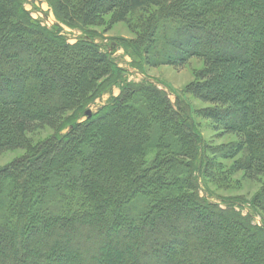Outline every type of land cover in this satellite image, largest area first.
Segmentation results:
<instances>
[{
  "label": "trees",
  "instance_id": "obj_1",
  "mask_svg": "<svg viewBox=\"0 0 264 264\" xmlns=\"http://www.w3.org/2000/svg\"><path fill=\"white\" fill-rule=\"evenodd\" d=\"M46 1L75 43L0 0V154L24 151L0 168V264H264V0ZM132 13L136 40L114 48L200 59L181 92L208 106L121 82L87 26ZM201 127L236 139L211 148ZM246 181L249 200L207 185Z\"/></svg>",
  "mask_w": 264,
  "mask_h": 264
},
{
  "label": "rangeland",
  "instance_id": "obj_2",
  "mask_svg": "<svg viewBox=\"0 0 264 264\" xmlns=\"http://www.w3.org/2000/svg\"><path fill=\"white\" fill-rule=\"evenodd\" d=\"M23 1L24 7L30 12L32 19L40 20L41 24L46 27H52L53 25L59 26L61 28L60 34L66 38L67 43L70 45L78 40L81 33L76 26L80 27L79 25L66 24L65 22L58 21L56 19L57 16L60 17L61 15L59 10L60 6L58 4L54 8L55 10H52L46 0ZM135 16L136 13H132L126 22H118L114 21L111 16L108 15L102 23L87 26L88 31L96 36L95 43L99 44L103 51L106 50L110 52L111 58L118 64V67H120L122 76L121 82L146 81L147 83H153L159 90L165 91L168 95V99L172 103L175 102V96L182 99V101H184L189 108V112L193 109H200L208 106L206 103L195 99L192 96H185L181 92L183 86L193 79V73L204 65L200 59L192 58L181 68H175L169 65L150 66L144 60V56L142 59L137 58L130 51L125 52L121 46L116 49L114 48L116 43L129 41L128 43L130 45L136 40ZM118 94L119 87L114 86L109 94H104L100 98H97L93 104L86 109L89 110L90 113H93L98 107L103 106L111 95L117 96ZM203 123L205 125V122L202 121L201 126H203ZM47 133L48 131L45 133L43 132L40 136L42 137ZM200 133L211 148H218L219 145L236 139L234 135L228 134L216 136L217 134L207 127H201ZM23 153L24 151L22 149H17L0 154V168L4 167L16 158L21 157ZM236 174L237 176L235 179L240 176L239 172ZM207 185L211 193H213L212 200L216 202H219L216 197H222L223 199H227V197H239L240 199L249 200L252 198L257 188V183L248 181L237 184L228 183L221 185L209 182ZM261 217L256 218V222L258 224L262 222Z\"/></svg>",
  "mask_w": 264,
  "mask_h": 264
},
{
  "label": "water",
  "instance_id": "obj_3",
  "mask_svg": "<svg viewBox=\"0 0 264 264\" xmlns=\"http://www.w3.org/2000/svg\"><path fill=\"white\" fill-rule=\"evenodd\" d=\"M85 115H86L87 117H90V116H91V113H90V111H89V110H87V111L85 112Z\"/></svg>",
  "mask_w": 264,
  "mask_h": 264
}]
</instances>
